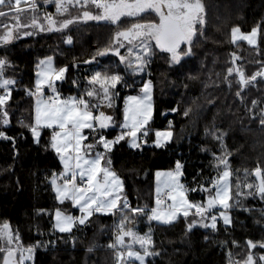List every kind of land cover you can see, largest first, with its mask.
<instances>
[{
	"label": "snow or ice",
	"instance_id": "obj_1",
	"mask_svg": "<svg viewBox=\"0 0 264 264\" xmlns=\"http://www.w3.org/2000/svg\"><path fill=\"white\" fill-rule=\"evenodd\" d=\"M43 5H54L56 15L45 11L41 17L38 0H0V50H3L0 55V140L11 142L14 150L17 137L7 131L12 126L9 108L13 92L21 81L7 74L17 72L19 68L10 59L8 46L21 36L36 35L37 30L64 34L69 26L80 21L103 23L116 30L105 46H98L90 59L82 61L85 65H95L88 68L82 78L70 77L69 65L58 67L53 55L35 63L33 87L23 89L25 95L34 101L31 120L21 118L17 124L30 133L37 146L54 152L62 170L51 172L49 186L59 205L67 202L79 211V215L70 214L61 207L54 211L37 209V217H51V232L48 239H35L29 244L24 242L20 229L5 219L0 223V264H37L38 250L55 249L59 242H70L75 247L78 241L74 230L88 228L97 214L118 218L112 225L110 242L100 245L93 241L85 251L91 254L106 247L113 255L114 264H150L149 258L160 255L151 226L144 234L136 230L140 217L146 218L149 225L154 221L159 225L173 226L182 220L184 234L190 237L195 229L218 232L221 221L228 229L234 224L233 210H239L249 214L258 212L259 218L254 223L264 230V207L257 209L245 203L250 198L264 202V165L258 162L251 170L245 168L242 174L239 170L234 173L230 163L233 153L226 143L229 130L219 127L215 118L210 126L205 125L203 134L206 140L216 145V149L207 145L199 149L211 156L209 166L215 175L205 180L203 169H200L192 177L191 184L185 183V164L175 160L173 168L155 172V207H134L124 191L123 179L112 166L111 154L122 142L140 151L144 146L164 149L173 142L172 121L164 130L150 128L154 111L151 79L142 83L138 95L125 98L120 122L116 120L115 103L119 89L136 86L133 77L149 74L148 68L157 50L166 55L169 68L176 72L196 57L194 49L204 38L208 25L203 0H43ZM89 5L97 11L84 10L82 16L56 18L67 13L69 6L87 9ZM148 14H154L156 18L147 20ZM25 16L26 20L23 19ZM128 18L134 22L121 28ZM241 41L259 55L264 41V22L256 23L248 31L242 30L240 25L231 27L230 42L238 45ZM63 43L72 45V35H65ZM109 54L118 58L115 64L98 61V57ZM240 59L236 52L231 53V66L227 67L223 82L229 90L233 84L237 86L233 102L243 106L246 118L264 132V60L255 61L259 67L248 74L244 66L237 64ZM72 67L79 70L80 65L74 62ZM182 74L189 80L197 79L190 72ZM66 82H70L76 95L62 94L61 87ZM183 87L187 89L188 85L185 83ZM251 90L260 92L261 97L249 101ZM208 104L215 106V100H209ZM197 108L199 110V106ZM107 110L113 112L110 114ZM178 111V106L171 109V112ZM192 112V107H186L182 115L187 118ZM236 122L243 124V119ZM117 127L120 129L118 134L110 136L108 130ZM46 129L51 130L50 137L41 145ZM245 130H248L247 126ZM19 136L24 138L22 132ZM16 154H19L18 150ZM190 193H202L204 198L190 199ZM35 227L37 235L42 236L39 225ZM104 230V227L100 228L101 232ZM63 234H68L70 241H65ZM208 238V235L204 236L205 240ZM231 245L241 247L234 239ZM244 248L240 259L234 256L231 248H227V264H264V238L246 239Z\"/></svg>",
	"mask_w": 264,
	"mask_h": 264
},
{
	"label": "trees",
	"instance_id": "obj_2",
	"mask_svg": "<svg viewBox=\"0 0 264 264\" xmlns=\"http://www.w3.org/2000/svg\"><path fill=\"white\" fill-rule=\"evenodd\" d=\"M203 2L208 13V25L204 38L194 49L196 57L189 60L184 69L176 72L169 68L166 55L160 54L157 50L149 65L154 97L151 129L154 131L168 128L169 118H172L175 139L167 148L144 146L142 151L131 149L122 142L111 154L112 166L123 179L124 191L134 207L145 205L149 208L154 207L155 172L173 168L175 160H181L185 164V183L191 184L192 177L200 169H203L205 180L215 175L209 166L211 156L199 150L200 146L204 145L216 149V145L211 140H206L203 134L205 125L210 126L213 118L219 127L229 130L226 143L233 153L230 163L234 173L239 170L242 174L245 168L251 170L258 162L264 165V132L246 118L243 106L233 102L237 86L233 84L229 90L223 82L226 69L231 66L232 52L241 57L237 64L244 66L248 74L259 67L255 61L264 60V41L261 42L259 55L244 41L238 45L230 42L231 27L240 25L244 31H248L256 23L264 22V0H203ZM38 3L41 4V17L45 11L56 15L54 5L44 6L43 0H38ZM84 10L95 11L92 6H88L87 9L69 6L67 13L56 18L62 20L82 16ZM24 18L27 19V16ZM155 18L154 14L146 16L147 20ZM132 22L134 21L128 18L121 24V28H127ZM115 30L113 26L103 23L80 21L69 26L64 34L40 33L37 30L36 35L22 36L7 48L11 53L10 59L19 66L17 72L9 71L7 74L16 76L21 83L17 85L10 101L12 126L7 129L9 135L17 137L15 150L11 142L0 140V223L6 219L14 228L18 227L26 244L33 243L35 239H48L51 232V217H37L35 214L37 209L46 208L49 211H54L56 207L67 211L74 209L67 202L65 205H59L49 186L51 172L62 170V165L54 152L45 151L42 146H37L32 141L30 133L17 124L21 118L30 121L33 111L34 101L25 95L23 89L33 87L35 63L47 55L55 56V64L58 67L68 64L70 77L82 78L84 72L93 67L83 64L82 61L90 59L98 46H105ZM65 35H72V45L63 43ZM121 52L124 54L125 50L121 49ZM2 54L3 50H0V55ZM97 59L101 64H115L118 61L112 54ZM74 62L80 65L79 70L72 67ZM185 72L197 76V79H187V76L182 74ZM141 78L142 81L136 83L134 88L119 89V98L114 109L117 122L123 119L124 96L128 92L139 90L142 83L146 82L144 75ZM185 83L188 85L187 89L183 87ZM61 92L63 95L77 94L70 82L61 87ZM261 95L260 92L251 90L248 100ZM213 99L215 106L208 104V101ZM177 106L180 111L171 112V109ZM186 107L193 109L187 118L182 115ZM107 111L110 114L113 112ZM241 118L243 124L237 123L236 121ZM245 126L248 130H245ZM119 130L117 127L109 129L108 132L110 136H114ZM21 132L24 138H20ZM50 132L51 130H44L41 145L49 140ZM151 139L150 132V143ZM189 198L202 200L204 194L190 193ZM245 203L257 209L264 207V202L258 199L250 198ZM232 216L234 224L228 229H225L221 221L218 224V232L195 229L190 237L184 234L185 224L182 220L173 226L159 225L154 221L149 225L146 218L140 217L136 230L143 234L148 231L149 226L153 230L156 250L160 255L149 258L150 264H227V248H231L234 256L240 259L246 250L244 248L246 239L264 238V230L254 223V220L259 218L258 212L249 214L233 210ZM117 218L97 214L92 218L93 223L88 228L74 230L78 241L75 247L70 242H59L55 249H49L47 252L38 250L37 264H114L113 255L106 247L98 248L91 254L86 253L85 249L93 241L100 245L109 243L112 225ZM36 225H39L40 231L43 232L42 236L37 235ZM101 227L105 229L103 232L100 231ZM63 235L65 241H70L68 234ZM205 235L209 237L207 240L204 239ZM233 239L240 243V248L232 247Z\"/></svg>",
	"mask_w": 264,
	"mask_h": 264
},
{
	"label": "rangeland",
	"instance_id": "obj_3",
	"mask_svg": "<svg viewBox=\"0 0 264 264\" xmlns=\"http://www.w3.org/2000/svg\"><path fill=\"white\" fill-rule=\"evenodd\" d=\"M23 6V5H22ZM89 6H91V5H89ZM95 9V8H94ZM96 12V9H95V11L93 12V13H95ZM23 19H25V18H23ZM26 20V19H25ZM26 30H29V31H31V29H26ZM243 30V29H242ZM22 37V36H21ZM124 54H125V52H124ZM95 65H93V67H94ZM148 73L149 74H145L144 75V77H145V81H147L148 79H150L151 77V73H150V71H149V68H148ZM135 81H136V83H139L140 81H142V78L139 76L138 77V79L136 78L135 79ZM139 94V90L138 91H135V92H128L125 96H124V100H125V98L128 96V95H138ZM65 96H67V95H65ZM124 100H123V106H124ZM153 103H154V97H153ZM153 113H154V111H153ZM153 118V117H152ZM123 120V119H122ZM152 121V120H151ZM151 121H150V128H151ZM164 129H166V128H160V130H164ZM157 130V129H156ZM174 131V130H173ZM174 139H175V133H174ZM165 170H168V169H165ZM119 175V174H118ZM155 187H156V182H155ZM154 207H155V204H154ZM73 208V207H72ZM63 209V208H62ZM74 209V208H73ZM65 210V209H64ZM67 211V210H66ZM76 211V212H75ZM68 213H70V214H73V215H79V211L77 210V209H74V211H67ZM141 234H143V233H141Z\"/></svg>",
	"mask_w": 264,
	"mask_h": 264
},
{
	"label": "built area",
	"instance_id": "obj_4",
	"mask_svg": "<svg viewBox=\"0 0 264 264\" xmlns=\"http://www.w3.org/2000/svg\"><path fill=\"white\" fill-rule=\"evenodd\" d=\"M169 121H172V118H169Z\"/></svg>",
	"mask_w": 264,
	"mask_h": 264
}]
</instances>
